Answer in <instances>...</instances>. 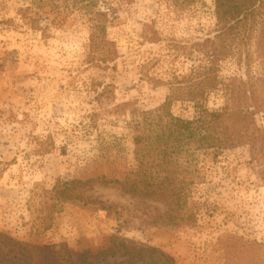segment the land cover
Segmentation results:
<instances>
[{
    "label": "rangeland",
    "instance_id": "1",
    "mask_svg": "<svg viewBox=\"0 0 264 264\" xmlns=\"http://www.w3.org/2000/svg\"><path fill=\"white\" fill-rule=\"evenodd\" d=\"M29 2L0 0V231L31 244H66L76 257L88 254L91 264H133L126 251L142 247L175 264H264V162H250L247 147L178 165L189 202V218L180 223L159 218L168 200L102 184L85 194L109 210L80 200L64 202L51 217L38 210V195L57 179H109L135 166L129 114H117L114 105L133 102L132 108L148 110L163 102L162 83L191 64L174 46L212 34L213 0L188 7L178 0H101L96 20L119 52L115 68L106 71L86 63L87 15L71 12L63 26L50 24L43 39L20 19L18 8ZM145 25L159 33V42L143 41ZM241 73L232 61L221 64L223 76ZM94 82L107 85L112 99L97 97ZM172 111L192 114L180 102ZM256 119L263 124L261 115ZM149 175L159 183L165 173L150 169ZM44 215L49 228L42 231Z\"/></svg>",
    "mask_w": 264,
    "mask_h": 264
},
{
    "label": "trees",
    "instance_id": "2",
    "mask_svg": "<svg viewBox=\"0 0 264 264\" xmlns=\"http://www.w3.org/2000/svg\"><path fill=\"white\" fill-rule=\"evenodd\" d=\"M100 1L30 0L25 8L18 9L24 24L39 31L43 39L51 35L50 24L61 27L71 12H83L90 23L86 63L106 71L115 68L119 52L116 43L107 36L105 23L96 20ZM178 1L188 7L201 0ZM213 15L212 34L174 46L191 64L186 73L162 83L167 87L163 102L148 110L132 108L133 102L114 105L117 114H129L128 125L135 133L132 138L135 166L121 177L57 179L51 189L38 195L41 213L46 211L51 217L69 200L99 204L109 210L112 206L85 194L92 185L102 184L115 186L130 196L168 200L165 202L168 209L159 218L180 223L189 218L184 211L189 204L188 184L176 174L180 163L206 156L215 159L237 147H247L253 164L264 162V122L259 125L256 119L258 115L264 118V0H213ZM2 21L14 23L12 18ZM42 21L46 24L42 25ZM141 37L150 43L160 41L159 33L149 25H145ZM226 61H232L242 73L220 74L221 64ZM93 84L90 90L97 97L112 99V90L107 85ZM177 102L190 107V117L173 113L172 106ZM150 169L161 170L164 178L156 183L149 175ZM204 179V173L199 174L197 182ZM260 179L264 180V175ZM47 228L44 215L37 229ZM126 254L133 264L145 258H150L153 264H175L169 255L156 253L152 248L128 249ZM0 264L91 263L88 254L76 257L66 244H31L0 231Z\"/></svg>",
    "mask_w": 264,
    "mask_h": 264
}]
</instances>
